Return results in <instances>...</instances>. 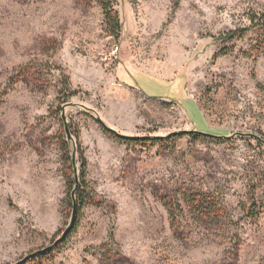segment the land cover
<instances>
[{
    "label": "rangeland",
    "instance_id": "rangeland-1",
    "mask_svg": "<svg viewBox=\"0 0 264 264\" xmlns=\"http://www.w3.org/2000/svg\"><path fill=\"white\" fill-rule=\"evenodd\" d=\"M113 2L117 39L96 0H0V264L70 223L65 128L94 201L25 264H264V0Z\"/></svg>",
    "mask_w": 264,
    "mask_h": 264
},
{
    "label": "trees",
    "instance_id": "trees-1",
    "mask_svg": "<svg viewBox=\"0 0 264 264\" xmlns=\"http://www.w3.org/2000/svg\"><path fill=\"white\" fill-rule=\"evenodd\" d=\"M96 3L98 6L101 7L103 10L105 23H106V29L107 32L111 37L118 38L121 33V24L120 19L118 16V13L115 11L114 2L113 0H96ZM249 21L251 22V27H260L262 30L264 29V13L260 15H255L254 17L249 16ZM235 33H231L227 35L229 39H234ZM61 120L63 121V116L60 112ZM101 127V130L103 133L113 139L115 142L122 144V145H128V146H135V147H153L156 145H159L162 143L163 138H135V137H126L117 134L113 130L105 127L99 120H95ZM204 137L212 140H218L219 142H225L227 140V137L221 136H214L206 133L201 132H180L173 134L171 137L168 138L169 142H175L183 137H191V138H197V137ZM74 137V138H73ZM75 141H74V140ZM79 135L75 131H70L69 129L65 128L64 134L62 135V141L60 143V152L62 153V160L65 164L70 165V178L68 180L69 186L71 184V192L70 196L68 197L69 201V207H71V210L73 209V205H76L77 208V216L80 213V211L86 207L87 205H90L93 203L94 199V192L90 189L89 183L86 182V168H87V161L85 159L84 151L78 141ZM73 144V145H72ZM72 145V147H71ZM80 165V175L77 177L76 171H75V164ZM203 197V196H202ZM195 205H200L199 207L203 209L202 211L209 213L211 209L210 205L206 200H200L198 202H191V206L195 207ZM261 207H264V204L261 205ZM196 208V207H195ZM258 215L254 214L251 218L257 219ZM77 228V218L74 225V228L71 230L69 235L66 237V239L59 243L57 246H55L53 249H58L61 247L68 238L74 234ZM111 239H113V236H110ZM113 241V240H112ZM53 251V250H52ZM42 258L46 255H36L34 258ZM31 260V259H30Z\"/></svg>",
    "mask_w": 264,
    "mask_h": 264
},
{
    "label": "water",
    "instance_id": "water-1",
    "mask_svg": "<svg viewBox=\"0 0 264 264\" xmlns=\"http://www.w3.org/2000/svg\"><path fill=\"white\" fill-rule=\"evenodd\" d=\"M76 218H77V208H76V205L74 204L73 209H72V215H71L70 223H69L68 227L62 233L61 237L54 242L53 246H50L46 249L41 250L38 254L39 255H47V254L52 252V250L55 246H57L59 243L63 242L66 239V237L69 235L71 230L74 228ZM36 255L37 254L28 255L27 257H25L21 261L17 262L16 264H25L27 261L34 258Z\"/></svg>",
    "mask_w": 264,
    "mask_h": 264
}]
</instances>
